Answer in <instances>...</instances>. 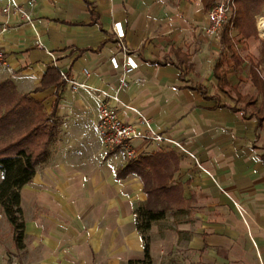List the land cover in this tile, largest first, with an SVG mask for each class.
Listing matches in <instances>:
<instances>
[{"label": "crops", "instance_id": "1", "mask_svg": "<svg viewBox=\"0 0 264 264\" xmlns=\"http://www.w3.org/2000/svg\"><path fill=\"white\" fill-rule=\"evenodd\" d=\"M221 1L15 0L29 15L27 23L11 9L5 15L7 0H0V83L10 81L18 95L39 101L60 121L47 162L20 190V205L29 194L32 207L23 214L22 264H127L143 258L134 210L145 193L134 173L115 177L127 164L101 143L96 93L76 92L65 83L58 96L54 87L34 92L52 66L92 89L113 92L120 82L109 64L118 52L115 22H121L138 65L119 91V116L134 124L141 113L201 165L168 145L134 143L138 159L168 153L178 161L172 180L181 186L183 203L150 227L151 264H264V152L258 149L264 141L258 137L264 79L256 59L262 50L258 34L244 37L230 27L231 46L222 53L219 33H206L208 10ZM233 37L248 45L255 65L232 51ZM177 53L192 64L183 79L171 64ZM249 108L256 112L248 114Z\"/></svg>", "mask_w": 264, "mask_h": 264}, {"label": "trees", "instance_id": "2", "mask_svg": "<svg viewBox=\"0 0 264 264\" xmlns=\"http://www.w3.org/2000/svg\"><path fill=\"white\" fill-rule=\"evenodd\" d=\"M262 5L264 0H234L236 11L230 22L232 28L244 37L254 35L253 19ZM90 10L92 23L97 24L91 7ZM227 22L219 32L222 53L231 46ZM171 64L180 70L181 79L183 73L192 71L187 57L179 53L176 62ZM60 75L56 67L48 68L34 92L54 87L58 96L57 91L64 83ZM14 88L8 80L0 83V211L10 226L15 251L20 252L25 248L20 190L32 181L36 167L47 162L49 147L59 133L60 121L53 114L47 115L39 101L29 95H18ZM177 163L173 154L154 153L135 161L128 160L127 165L115 172L117 180L134 173L140 179L146 197L145 202L134 210V225L142 237L143 258L130 260L127 264H151L150 227L183 203L181 186L172 180Z\"/></svg>", "mask_w": 264, "mask_h": 264}, {"label": "built area", "instance_id": "3", "mask_svg": "<svg viewBox=\"0 0 264 264\" xmlns=\"http://www.w3.org/2000/svg\"><path fill=\"white\" fill-rule=\"evenodd\" d=\"M13 10L27 23H30L29 15L15 2V0H7V6L2 10L8 14ZM234 0H222L214 4L207 13L208 26L206 33L216 35L220 32L221 26L234 16ZM5 29H2V31ZM112 32L117 42L118 52L109 58L111 68L120 73V82L113 92L104 91L103 89H92L85 83L74 81L69 75L60 73L61 80L68 84L73 91L81 89H90L96 93V99L99 105V120L97 122V131L103 147L110 151L119 153L125 161H135L139 158V153L134 147L135 142L164 144L177 150L181 154L189 157L197 167L201 168L199 161L194 153L190 152L180 141L173 139L169 135L156 132L150 121L141 113H137V122L132 124L125 122L119 116V108L121 99L119 91L127 87L126 77L135 70L138 65L132 57L128 47L124 43V31L121 22L112 24ZM5 64L4 52L0 48V66ZM85 75L89 76V72L84 70ZM237 207L236 203L233 202ZM240 214L244 211L237 207Z\"/></svg>", "mask_w": 264, "mask_h": 264}, {"label": "rangeland", "instance_id": "4", "mask_svg": "<svg viewBox=\"0 0 264 264\" xmlns=\"http://www.w3.org/2000/svg\"><path fill=\"white\" fill-rule=\"evenodd\" d=\"M236 9H237V6H236ZM234 16L232 17L231 20L228 21L229 22L228 29H230V27H231V29H232L231 31H237V30L232 28V25L230 23L233 21ZM260 19H264V10L262 8H260L257 15L254 16L253 27H254L255 35L258 34L256 44H258L257 46L260 47V50H262V53H260L258 56H256V59L261 60V61L258 60L259 61L258 72L263 76V79H264V62L262 61L263 60L262 56H264V34L261 33V31L259 30V27H258V25H259L258 23H259ZM228 22H227V24H228ZM232 39L234 41V47H233L234 49L232 51L234 53L237 52L238 54L241 51L242 52L241 54L243 56L247 55L246 57H244V59L248 60V63L251 62V64H254L252 62V60L256 61V59L250 53V51H249L250 49H249L248 45L244 41H241L236 37H233ZM226 54L229 55V53H226ZM259 67H261V68H259ZM228 73H230V72H228ZM240 92L245 93L246 89H241ZM244 105H246V104L244 103ZM244 105L242 104L239 106H244ZM259 106H261V107L256 108V111L257 112H261V111L263 112L262 104L261 105L259 104ZM250 110H251V112H256V111H254L253 108L252 109L249 108L248 114L250 113ZM261 113H260V115H261ZM258 133H259L258 137L260 135H264V122H263L262 127L258 130ZM258 149H259L260 154H262L264 152V141L262 139H260L258 141ZM24 198H23V202H22L23 205H20L22 219H25V218H23L24 211H26L28 214V212H30V210L32 208L29 201H28L29 200V194H25ZM25 200H27V203L24 202ZM238 212H239V210H238ZM240 215H242V214H240ZM5 219L6 218H4V215L0 211V264H22L21 257L23 255V252H22V250L20 252L15 251V248H14L12 241H11V233L12 232L10 230L9 224L7 223V221Z\"/></svg>", "mask_w": 264, "mask_h": 264}, {"label": "bare ground", "instance_id": "5", "mask_svg": "<svg viewBox=\"0 0 264 264\" xmlns=\"http://www.w3.org/2000/svg\"><path fill=\"white\" fill-rule=\"evenodd\" d=\"M258 24L259 30L264 34V19H260Z\"/></svg>", "mask_w": 264, "mask_h": 264}]
</instances>
